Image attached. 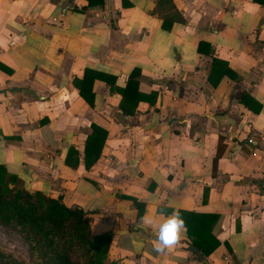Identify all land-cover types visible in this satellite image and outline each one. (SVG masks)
Wrapping results in <instances>:
<instances>
[{
  "label": "crops",
  "instance_id": "0c3cea01",
  "mask_svg": "<svg viewBox=\"0 0 264 264\" xmlns=\"http://www.w3.org/2000/svg\"><path fill=\"white\" fill-rule=\"evenodd\" d=\"M87 1L0 0V165L81 208L108 262L264 264V1L170 0L183 21L168 28L157 0ZM84 68L112 83L92 82V105L73 83ZM132 70L152 96L123 114ZM173 210L216 215V248L185 235L155 252L143 219Z\"/></svg>",
  "mask_w": 264,
  "mask_h": 264
},
{
  "label": "trees",
  "instance_id": "16d2710c",
  "mask_svg": "<svg viewBox=\"0 0 264 264\" xmlns=\"http://www.w3.org/2000/svg\"><path fill=\"white\" fill-rule=\"evenodd\" d=\"M262 2L264 0H254ZM90 0L87 7L92 6ZM155 11L161 19V26L168 28L165 22L183 21L170 0H157ZM170 25V24H169ZM132 70L119 93L120 110L123 114L132 112V106L138 100L148 101L150 96L136 92L135 76ZM106 73L84 68L80 78L73 80L78 95L92 105V82L102 80L111 87ZM135 98H134V95ZM105 136L104 130L93 126L83 149V160L87 166L98 157ZM92 157L90 160L89 158ZM214 158L213 162H215ZM187 226L186 237L190 245L202 256H207L218 245L210 233L217 216L214 214L194 213L179 210ZM0 227L14 230L26 244L29 262L20 255L0 247V264H114L106 259L109 244L108 234L92 235L89 218L79 207H67L59 199L46 196L37 191H28L21 181L8 173L0 165Z\"/></svg>",
  "mask_w": 264,
  "mask_h": 264
},
{
  "label": "clouds",
  "instance_id": "9594fccd",
  "mask_svg": "<svg viewBox=\"0 0 264 264\" xmlns=\"http://www.w3.org/2000/svg\"><path fill=\"white\" fill-rule=\"evenodd\" d=\"M160 215L163 219L159 222L144 218L143 225L151 228L156 236L153 250L164 253L181 241L187 233V226L179 210H173L171 214L161 212Z\"/></svg>",
  "mask_w": 264,
  "mask_h": 264
},
{
  "label": "rangeland",
  "instance_id": "374dc122",
  "mask_svg": "<svg viewBox=\"0 0 264 264\" xmlns=\"http://www.w3.org/2000/svg\"><path fill=\"white\" fill-rule=\"evenodd\" d=\"M0 247L11 253L20 255L27 262L30 260L26 244L14 230L0 227Z\"/></svg>",
  "mask_w": 264,
  "mask_h": 264
},
{
  "label": "water",
  "instance_id": "95a60500",
  "mask_svg": "<svg viewBox=\"0 0 264 264\" xmlns=\"http://www.w3.org/2000/svg\"><path fill=\"white\" fill-rule=\"evenodd\" d=\"M189 250L192 251V252H196V249L193 248V247H189ZM200 258V257H199Z\"/></svg>",
  "mask_w": 264,
  "mask_h": 264
}]
</instances>
